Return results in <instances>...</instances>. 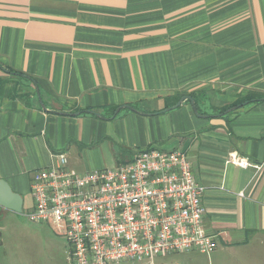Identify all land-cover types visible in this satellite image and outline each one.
I'll use <instances>...</instances> for the list:
<instances>
[{
    "label": "crops",
    "instance_id": "obj_1",
    "mask_svg": "<svg viewBox=\"0 0 264 264\" xmlns=\"http://www.w3.org/2000/svg\"><path fill=\"white\" fill-rule=\"evenodd\" d=\"M150 147L204 188L207 264H264V0H0V181L23 212L55 154L82 174Z\"/></svg>",
    "mask_w": 264,
    "mask_h": 264
},
{
    "label": "built area",
    "instance_id": "obj_2",
    "mask_svg": "<svg viewBox=\"0 0 264 264\" xmlns=\"http://www.w3.org/2000/svg\"><path fill=\"white\" fill-rule=\"evenodd\" d=\"M34 172L27 218L52 227L71 264H155L157 258L218 244L205 229L204 188L179 150L150 147L114 168L75 174L65 153ZM234 163L248 168L247 158Z\"/></svg>",
    "mask_w": 264,
    "mask_h": 264
},
{
    "label": "rangeland",
    "instance_id": "obj_3",
    "mask_svg": "<svg viewBox=\"0 0 264 264\" xmlns=\"http://www.w3.org/2000/svg\"><path fill=\"white\" fill-rule=\"evenodd\" d=\"M27 212H0V264H71L67 241L52 227L30 221ZM196 256L207 264L211 254L196 252ZM190 257L192 255L187 253L175 254L157 259L155 263L189 264Z\"/></svg>",
    "mask_w": 264,
    "mask_h": 264
},
{
    "label": "water",
    "instance_id": "obj_4",
    "mask_svg": "<svg viewBox=\"0 0 264 264\" xmlns=\"http://www.w3.org/2000/svg\"><path fill=\"white\" fill-rule=\"evenodd\" d=\"M190 101L194 106L193 100L190 99ZM22 203L21 197L13 193L10 187L4 181H0V205L18 214H21L23 213Z\"/></svg>",
    "mask_w": 264,
    "mask_h": 264
}]
</instances>
